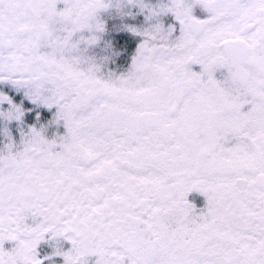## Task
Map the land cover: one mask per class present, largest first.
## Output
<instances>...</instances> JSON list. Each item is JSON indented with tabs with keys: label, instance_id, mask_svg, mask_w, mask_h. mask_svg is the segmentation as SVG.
<instances>
[{
	"label": "snow or ice",
	"instance_id": "obj_1",
	"mask_svg": "<svg viewBox=\"0 0 264 264\" xmlns=\"http://www.w3.org/2000/svg\"><path fill=\"white\" fill-rule=\"evenodd\" d=\"M0 264H264V0H0Z\"/></svg>",
	"mask_w": 264,
	"mask_h": 264
}]
</instances>
